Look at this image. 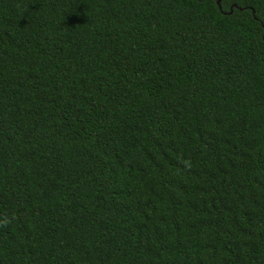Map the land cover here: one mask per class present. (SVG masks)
<instances>
[{
	"label": "trees",
	"instance_id": "obj_1",
	"mask_svg": "<svg viewBox=\"0 0 264 264\" xmlns=\"http://www.w3.org/2000/svg\"><path fill=\"white\" fill-rule=\"evenodd\" d=\"M0 264H264V0H0Z\"/></svg>",
	"mask_w": 264,
	"mask_h": 264
},
{
	"label": "water",
	"instance_id": "obj_2",
	"mask_svg": "<svg viewBox=\"0 0 264 264\" xmlns=\"http://www.w3.org/2000/svg\"><path fill=\"white\" fill-rule=\"evenodd\" d=\"M221 1H222V0H217V3H218L219 5H221Z\"/></svg>",
	"mask_w": 264,
	"mask_h": 264
}]
</instances>
